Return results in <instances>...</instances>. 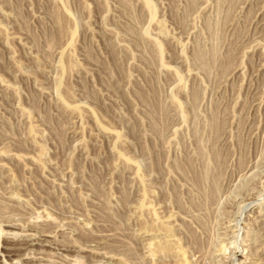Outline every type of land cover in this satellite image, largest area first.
<instances>
[{
    "label": "rangeland",
    "instance_id": "obj_1",
    "mask_svg": "<svg viewBox=\"0 0 264 264\" xmlns=\"http://www.w3.org/2000/svg\"><path fill=\"white\" fill-rule=\"evenodd\" d=\"M263 252L264 0H0V264Z\"/></svg>",
    "mask_w": 264,
    "mask_h": 264
},
{
    "label": "bare ground",
    "instance_id": "obj_2",
    "mask_svg": "<svg viewBox=\"0 0 264 264\" xmlns=\"http://www.w3.org/2000/svg\"><path fill=\"white\" fill-rule=\"evenodd\" d=\"M18 188H19V187H18ZM12 196H13V195H12ZM7 223H8V222H7ZM7 223H6V224H7ZM13 223H14V222H13ZM9 225H11V227H12V224L9 223L8 226H9ZM15 225H16V224H15ZM14 227H15V226H14ZM16 227H18V226H16ZM29 228H30V227H29ZM12 229H13V228H12ZM32 230H33V229H32ZM26 231H27V230H26ZM36 231H37V230H36ZM42 233H43V232H42ZM29 234H30V233H29ZM36 234H37V233H36ZM25 235H26V234H25ZM23 236H24V235H23ZM29 236H30V235H29ZM31 236H32V235H31ZM38 236H39V235H38ZM42 236H43V234H42ZM2 237H3V236H2ZM6 238H7V237H6ZM186 238H187V237H186ZM191 238H192V237H191ZM10 239H11V242H12V238H10ZM18 239H19V238H18ZM23 239H25V238H23ZM23 239H22V240H23ZM34 239H35V238H34ZM39 239H40V238H39ZM5 240H6V239H5ZM16 240H17V239H16ZM19 240H21V239H19ZM31 240H33V239H31ZM184 240H185V239H184ZM189 240H190V239H189ZM13 241H14L13 244H12V245L10 244L11 247H9L10 245H7L8 249H10L11 251L14 250V249L22 248V247H20L18 244L21 243V244L23 245L24 243H26V241H28V239H26V241H18V242H15V239H13ZM29 241H30V240H29ZM4 242H5V241H4ZM27 243H28V242H27ZM31 243H32V242H31ZM31 243H30V245H31ZM193 243H194V242H193ZM21 244H20V245H21ZM37 244H38V243H37ZM26 245H27V244H26ZM32 245H33V244H32ZM32 245H31V246H32ZM40 245H41V244H40ZM113 245H114V244H113ZM197 245H198V244H197ZM262 245H263V244H262ZM24 246H25V244H24ZM84 246H85V245H84ZM114 246H115V245H114ZM114 246H112V248H114ZM194 246H195V245H194ZM191 247H192V246H191ZM24 248H25V247H24ZM26 248H27V247H26ZM115 248H116V247H115ZM197 248H198V247H197ZM200 248H201V247H200ZM22 249H23V248H22ZM18 250H19V249H18ZM116 250H117V249H116ZM116 250L113 251V252H115V256H114L115 259H116V257H119V256L121 255V254L119 255V254H118L119 252H118V251L116 252ZM196 251L198 252V249H197ZM113 252H112V253H113ZM116 253L118 254V256H116V255H117ZM193 253H194V252H193ZM263 253H264V252H263ZM5 254H7V253H5ZM129 254H130V253H129ZM198 254H199V253H198ZM259 254H260V253H259ZM22 256H23V255H22ZM22 256H20V257H22ZM262 256H263V255H262ZM144 257H145V256H144ZM245 257H246V256H245ZM114 258H113V256H112V259H114ZM37 259H38V258H37ZM122 259H124V258H122ZM148 259H149V258H148ZM163 259H164V258H163ZM234 259H235V260H234V263H233V264H236V263L238 262V258H237V256H235ZM39 260H40V259H39ZM41 260H42V259H41ZM119 260H120V259H119ZM119 260H118V262H119ZM145 260H146V259H145ZM207 260H208V259H207ZM24 261H25V259H24ZM26 261H27V260H26ZM33 261H34V260H33ZM120 261H121V260H120ZM35 262H36V261H35ZM116 262H117V261H116ZM145 263H146V262H145ZM150 263H151V262H150ZM171 263H172V262H171ZM171 263H170V264H171ZM25 264H26V263H25ZM36 264H37V263H36Z\"/></svg>",
    "mask_w": 264,
    "mask_h": 264
}]
</instances>
